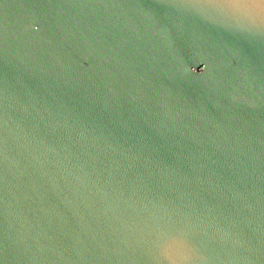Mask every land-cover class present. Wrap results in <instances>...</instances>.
Instances as JSON below:
<instances>
[{
  "label": "water",
  "instance_id": "1",
  "mask_svg": "<svg viewBox=\"0 0 264 264\" xmlns=\"http://www.w3.org/2000/svg\"><path fill=\"white\" fill-rule=\"evenodd\" d=\"M183 0H0V264H264V39ZM180 255V253H174Z\"/></svg>",
  "mask_w": 264,
  "mask_h": 264
},
{
  "label": "snow or ice",
  "instance_id": "2",
  "mask_svg": "<svg viewBox=\"0 0 264 264\" xmlns=\"http://www.w3.org/2000/svg\"><path fill=\"white\" fill-rule=\"evenodd\" d=\"M214 14L218 19L229 22L228 26L238 27L251 35L264 39V0H183ZM151 249L158 261L170 264H190L203 261L201 246L194 238L189 226H159L150 241ZM180 253V255H174Z\"/></svg>",
  "mask_w": 264,
  "mask_h": 264
}]
</instances>
